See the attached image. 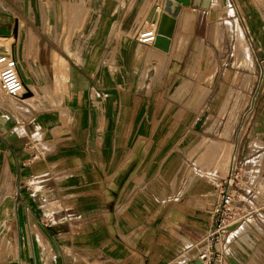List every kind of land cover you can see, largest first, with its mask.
Masks as SVG:
<instances>
[{
	"label": "crops",
	"instance_id": "1",
	"mask_svg": "<svg viewBox=\"0 0 264 264\" xmlns=\"http://www.w3.org/2000/svg\"><path fill=\"white\" fill-rule=\"evenodd\" d=\"M157 2L0 0L1 42H11L30 93L19 104H0V264H186L198 257L192 250L210 227L207 201L214 205L215 194L188 180L172 184L173 159L187 158L156 145L164 141L158 128L170 121L166 91L188 68L190 46H215L209 25L225 32L217 46L231 45L240 26L264 63V0L181 6L168 51L133 38ZM191 10L189 33L182 12ZM67 14L74 19L65 21ZM77 14L84 15L79 23ZM176 109L185 118L177 126H187V106ZM259 115L251 129L263 126ZM261 137L247 140L251 165L264 155Z\"/></svg>",
	"mask_w": 264,
	"mask_h": 264
},
{
	"label": "rangeland",
	"instance_id": "2",
	"mask_svg": "<svg viewBox=\"0 0 264 264\" xmlns=\"http://www.w3.org/2000/svg\"><path fill=\"white\" fill-rule=\"evenodd\" d=\"M63 9L69 11L65 4ZM229 11L225 9L219 15L224 16ZM64 16L65 21L74 19L71 14ZM83 18V14H77L76 21L79 23ZM226 23L229 26L228 20ZM211 26L206 27V32L215 46H190L194 53L189 57L188 68L183 76L174 74L169 83L165 97L172 103V110L164 118L171 122L158 128L157 134L162 135L164 141L156 145L159 152L167 153L166 156L175 157L177 151L182 150L187 158L180 165L173 159V167H178L174 168V172L178 171L172 176L173 185L188 180L190 186L202 184L205 194H216L228 183L229 191L242 210L240 228L228 234L216 247H210L205 235L194 246L193 254L199 256L201 251L207 252L211 258L209 264H264V155L251 165L247 163L250 153L246 150L251 136L258 134L264 139V63L258 60L259 56L256 60L258 48L249 45L240 26L237 28L240 43L249 57L247 62L238 57L240 47L236 34L231 45L223 41L217 46L225 32L217 26L211 31ZM0 100V104L21 101L4 96L2 92ZM181 103L188 108V125L183 127L177 126L180 120H185L176 109ZM258 113L263 126L251 129L252 117ZM157 178L161 181L165 177L158 175ZM207 204L213 210L210 200Z\"/></svg>",
	"mask_w": 264,
	"mask_h": 264
},
{
	"label": "built area",
	"instance_id": "3",
	"mask_svg": "<svg viewBox=\"0 0 264 264\" xmlns=\"http://www.w3.org/2000/svg\"><path fill=\"white\" fill-rule=\"evenodd\" d=\"M158 3V2H157ZM161 3L156 4L155 13L160 12ZM154 14L150 18L142 19L134 28L133 38L140 44H152L156 36V22L153 20ZM0 92L3 95L20 99L25 89V83L20 75L17 60L15 58L11 42L4 44L0 35ZM231 175V174H230ZM215 204L212 210L211 224L206 232L207 241L210 247H216L225 237L242 221V210L239 208L233 194L229 191L228 183L217 190L215 194ZM203 264H209L207 252L200 255Z\"/></svg>",
	"mask_w": 264,
	"mask_h": 264
},
{
	"label": "water",
	"instance_id": "4",
	"mask_svg": "<svg viewBox=\"0 0 264 264\" xmlns=\"http://www.w3.org/2000/svg\"><path fill=\"white\" fill-rule=\"evenodd\" d=\"M211 0H162L159 14L155 13L153 20L156 22V36L152 43L154 47L168 51L170 39L173 34L176 17L179 14L181 6L192 5L196 8L209 9ZM15 34V30L13 31ZM30 93L26 90L22 97H28ZM234 226L231 227V229ZM186 264H203L199 258H194Z\"/></svg>",
	"mask_w": 264,
	"mask_h": 264
},
{
	"label": "bare ground",
	"instance_id": "5",
	"mask_svg": "<svg viewBox=\"0 0 264 264\" xmlns=\"http://www.w3.org/2000/svg\"><path fill=\"white\" fill-rule=\"evenodd\" d=\"M188 9H190V8H188ZM188 9H186V10H188ZM183 10V9H182ZM185 11V10H184ZM184 11L182 12L183 13V21L186 23V25L189 27V32L191 33L192 32V27H193V23H194V12L191 10V11H186V13H184ZM181 14V13H180ZM210 18L211 19H215L216 18V16H217V12H216V10L215 9H213L212 11H211V13H210ZM180 17V16H179ZM182 19V18H181ZM184 27V26H183ZM237 28V27H236ZM188 31V30H187ZM236 34V36H237V38H238V40H239V43H238V45L237 46H239L240 47V49H239V47H238V49H239V55H238V57L240 58V59H242L244 62L246 61H248L249 60V57H248V55H247V53H246V50L244 49V47H242V45H241V35H240V32L238 31V28H237V32L235 33ZM235 40V39H234ZM195 42H197V41H195ZM200 42V41H199ZM235 43V42H234ZM237 43V42H236ZM199 46V45H198ZM159 51V50H158ZM238 52V51H237ZM153 54V53H152ZM235 54H236V52H235ZM154 56V55H153ZM210 71V70H209ZM142 72V71H141ZM143 74V73H142ZM141 82V81H140ZM24 98V97H23ZM21 99V98H20ZM200 99V98H199ZM1 101V100H0ZM193 101V100H192ZM239 227V224H238V226L235 228V230L234 231H236V229ZM205 254V252H201L200 254H199V256L198 257H195V258H199L200 260H201V257H200V255L201 254ZM202 261V260H201ZM202 262H204V261H202Z\"/></svg>",
	"mask_w": 264,
	"mask_h": 264
}]
</instances>
